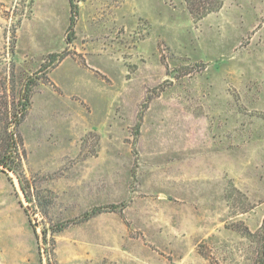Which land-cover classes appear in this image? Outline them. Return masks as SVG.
<instances>
[{"label": "rangeland", "instance_id": "rangeland-1", "mask_svg": "<svg viewBox=\"0 0 264 264\" xmlns=\"http://www.w3.org/2000/svg\"><path fill=\"white\" fill-rule=\"evenodd\" d=\"M77 2L68 44L69 0H0V156L18 133L29 191L0 171V264H48L55 223L58 264H255L264 0Z\"/></svg>", "mask_w": 264, "mask_h": 264}, {"label": "trees", "instance_id": "trees-1", "mask_svg": "<svg viewBox=\"0 0 264 264\" xmlns=\"http://www.w3.org/2000/svg\"><path fill=\"white\" fill-rule=\"evenodd\" d=\"M185 2L187 4L190 13L194 16V18L201 19L213 12L219 11L224 6L225 0H185ZM69 3L71 8V17H70V24L68 26L66 33V42L68 44L72 43V41L76 36L75 27L79 16V4L77 0H69ZM68 54L67 51L63 53H59L57 54L56 58L60 57V60H62ZM54 56L55 55H52V57ZM36 82L37 80L35 77H29L25 83L24 92L22 94V99H21V108H22L21 119L18 120V124H20L27 115L28 108L31 104V94L33 92V86L34 84H37ZM13 134L14 136L12 135L11 137L12 142L10 141L11 143H8L4 155L0 156V171L8 175L9 173L12 172L17 176L23 197L26 201H28L29 191L26 183L27 176H25L22 170V162L24 158L23 155L25 152V150L22 147L24 146V143L21 136H19L18 133L15 132ZM9 179L12 180V177L10 175H9ZM20 204L24 208V211L29 217V209L28 206L25 205L23 199L20 200ZM117 207L118 206H116L115 204L111 205L110 207H106V206L95 207L92 210L87 211L82 216V218L79 219L78 223L86 222L93 216L102 213L104 211H108V210L116 211ZM67 226H68L67 223H55L54 225H52V227L43 231V237H44L43 239L45 242L47 240V235L50 229L52 230V234H53L52 250H51L52 258H50L48 264H58V260L56 258V239L54 234L63 231ZM262 236H263V250H262L263 256L260 259H258V261H256L255 264H264V226L262 227ZM39 248L41 252L42 249L41 245ZM41 264H45L43 262V259Z\"/></svg>", "mask_w": 264, "mask_h": 264}]
</instances>
